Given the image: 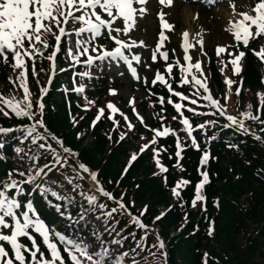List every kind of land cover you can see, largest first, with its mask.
<instances>
[{
    "label": "snow or ice",
    "instance_id": "6c2138e0",
    "mask_svg": "<svg viewBox=\"0 0 264 264\" xmlns=\"http://www.w3.org/2000/svg\"><path fill=\"white\" fill-rule=\"evenodd\" d=\"M146 2L147 0H0V61L5 65L10 64L16 73L15 79L19 81V86L23 90L22 99L0 95V105H3L0 107V113L5 117L11 114L14 117L31 121V123L16 127L0 126V135L4 137L17 131L20 132L19 136H13L16 141L12 148L15 157L13 166L7 171L5 177L0 179V264H137L135 258L129 261V253H136L138 248L143 251V243L153 231L142 219L147 213L148 206L144 205L139 210V215L133 214L131 207L135 202L126 204L123 200L124 193L117 198L108 191L101 183L98 173L79 159V153L66 146L63 138L50 130L45 122L46 106L43 102L48 87L42 86L39 89V96L34 99L28 86V79L29 62L32 63L31 75H35V61L39 57L50 62L53 70L48 76L50 84L56 68L58 53L64 51L65 58L70 61V68L75 69L76 65L84 67L85 70L73 72V76L80 77L81 81L84 77H91L92 72L88 69H91L95 62L106 60L122 61L132 78L139 80L140 77L133 62L140 63L141 56L133 52V49L136 46H144V42L131 39L130 32L135 28L137 18L146 13ZM159 2L166 5L172 4V0H159ZM230 7L232 15L228 19L225 31L231 34L235 43L217 45L215 55L219 64L225 67L230 64L235 75L240 71L239 62L246 55L245 51L239 50V45L242 44L245 49H249L251 41L264 38V0H251L247 9L240 12L236 11L234 3H230ZM159 19L161 27L159 41L151 56L154 62L158 55L165 61L168 60L167 52L160 51V49L162 42L168 39L164 30L173 27L166 21L163 12L159 13ZM69 24L73 26L72 31L76 37L74 40L67 28ZM182 36L181 47L184 50V63L179 65L178 83L195 89L192 96L189 97L182 91L174 90L172 85L177 81L169 79L174 75L172 63H167L166 75L157 72L151 83L156 85L159 82L166 86L168 93L171 94L167 99V104L172 105L179 115V123L183 126L182 131L191 139L192 147L197 150L200 148L193 136V124L184 115L185 108L193 116L211 115L218 118L197 123L195 127L201 130L209 125L216 126L219 118H223L224 121L220 125L222 128L241 133L251 131L246 121L264 125V118H262L264 116V93L256 94L259 103L255 113L252 105L249 104L247 110L236 115L230 114L227 107L228 93H225L223 97L224 104L211 95L201 61L197 59L193 63L192 57L188 54L189 49L195 47L190 41V33L185 30ZM51 37H54L55 44L52 45L51 53L45 57L43 50L49 48ZM65 37H67L66 42L62 39ZM101 38L111 42V46L101 43ZM192 39H195V44L200 45V52L204 53L200 33H196V37ZM251 51L264 62V44L259 47V50L252 48ZM225 56L228 57L227 60L224 59ZM220 70L224 71L223 68ZM59 71L64 72L65 69L60 68ZM233 83V80L225 76V84L229 91ZM70 91L82 94L85 92V84L74 82ZM239 92L240 88L237 87L236 93L239 94ZM109 93L114 95L116 90L110 88ZM173 97L178 98V101H174ZM201 100L203 107L207 109L206 112L198 111L196 107H188L182 103L188 101L196 106ZM128 103L138 123L149 128L143 116L136 109L134 98H130ZM164 103L165 100L161 97L160 104ZM89 106H95L94 101L85 97L83 107L87 110ZM161 111L163 112V108ZM116 113H120L128 131L134 129L128 116L120 112L111 102L97 109L91 126L94 127L103 116L112 121L114 128L117 127L118 122L114 117ZM80 119L82 120L83 117ZM159 119V127L149 128L152 133L151 139L142 136L141 139L147 142L140 145L138 152L130 154L124 168L125 173L137 160L138 155L147 150L152 153L159 173L166 174L168 169L161 162L160 153L167 149L163 145H158L157 141L170 134L175 137V158L177 160L175 167H181L179 161L182 159L185 145L176 130L163 123L165 118L160 116ZM172 119L176 120L177 116H173ZM72 123H77L75 118ZM260 131L264 133V127ZM126 135L127 132H122L117 143L123 141ZM252 135L258 141L262 139L254 132ZM79 136L80 133H77L78 138ZM29 141L34 146V150L29 148L25 151ZM4 147L5 142L0 140V149ZM228 147L234 148L237 145L230 143ZM8 159V156L0 152V161ZM208 160L209 152L204 150L200 156V164L205 165ZM69 169L71 175H65ZM198 171L201 179L194 186L191 198L192 207H195L198 202L203 204L206 200L202 189L208 183V172L200 169ZM53 172L60 174L62 183L66 181L63 187L67 191L63 194L47 183ZM153 175L157 173L154 172ZM77 181H86L87 188ZM163 182L167 183L166 175L163 176ZM189 184H191L190 180L181 177L171 187L172 195L177 200H181V189ZM25 186L32 189L26 193L28 197L39 191L52 210L60 217L64 224L62 229L57 225H50L43 219L32 199H21L25 195ZM49 196L63 203L53 204ZM77 197L79 203H77ZM109 201L112 202L111 207ZM164 215L165 212L161 211L154 217V220L158 221ZM124 218H127V223L124 228L117 231V227ZM130 226L140 230L143 234L137 240L136 232H128V237L132 238L135 247L129 245L128 250L125 251L123 245L127 244L128 238L124 232ZM213 230L212 222H210L208 234L211 235ZM155 240L153 247L159 250L162 258L161 264H167L165 245L159 234L156 235ZM150 255L154 256L155 253H150ZM207 256L208 254L204 253L203 264H208Z\"/></svg>",
    "mask_w": 264,
    "mask_h": 264
},
{
    "label": "trees",
    "instance_id": "16d2710c",
    "mask_svg": "<svg viewBox=\"0 0 264 264\" xmlns=\"http://www.w3.org/2000/svg\"><path fill=\"white\" fill-rule=\"evenodd\" d=\"M244 51L246 55L241 78L242 88L236 97L240 101L245 100V102L249 99L255 113L259 103L256 94L264 93L262 72L250 50L245 49ZM41 65L46 66L45 64ZM209 73L215 90L221 91L223 89L221 77L213 62L209 63ZM15 77L16 73L9 65H0V91L2 93L4 91H8L7 95L14 93L10 91L15 90L19 83ZM43 77L42 72L39 76L40 82ZM30 81L34 86V81L31 79ZM58 84L59 80L56 79L45 99L47 126L63 138L66 146L79 152V159L82 162L97 171L99 179L106 189L116 197H120V194L124 193L123 200L126 204L135 202L131 207L133 214L138 215L144 205L148 206L147 213L142 219L153 231L145 239L143 251L138 248L136 253H129V261L135 258L137 264H161L162 258L159 255V250L153 247L156 235L159 234L165 245L167 264H203L204 253L208 254V264H264V133L260 131L264 125L246 121L251 131L241 133L222 128L220 125L224 121L223 118H219V123L216 126L209 125L201 130L195 127L197 123L218 118L211 115L193 116L185 108L184 115L193 124V136L200 148L197 150L192 145L184 144L182 159L179 161L182 170L179 174L190 180L191 184L181 191L182 199L177 200L175 197L171 204L169 202L170 192L176 182L174 169L177 168L173 164L177 160L175 158V142L172 138L168 137L163 140L162 145L167 151L160 153L161 162L169 172L166 184H162L155 178L154 172H151L153 165L145 154H141V157L137 158L125 173L124 168L131 154V151L128 150L133 147L131 139L117 143L119 139L114 135L115 131L112 130L111 122L103 116L94 127L91 126V121L98 108L90 106L85 110L77 103H82L81 98L70 97L65 100V94L57 90L60 87ZM87 87L89 100L94 101V105L101 106L102 99L107 94V78L102 76V78L95 79L94 77L89 81ZM177 90L180 88L178 87ZM145 94H148V101L143 103L145 109L150 102L152 109L156 112L161 108L171 112L167 102L163 105L158 102V95L164 99L169 98L170 95L166 89L157 86L149 87ZM245 110H247V106L243 107L239 104L235 114ZM199 111L206 112L207 110L202 108ZM12 116L10 114L5 117L0 113V126L18 123L22 125L30 122L24 118ZM80 117L83 119L81 120ZM73 118L76 119V124L72 123ZM147 123L151 124V121L147 120ZM252 132L261 136L262 139L256 140ZM77 133H80L79 138ZM142 133H145V130L142 126H138L131 137L133 140L138 139ZM109 135H111V139H109ZM13 136H19V131L6 136L10 139L7 140L4 151L7 155L14 157L12 148L16 141ZM2 137L4 136L0 135V138ZM230 143L237 147H228ZM53 146L55 147V145ZM29 148L34 150L30 141L25 151H28ZM204 150L209 152V160L205 164L209 180L203 192L206 200L203 210L201 208L200 211H194L191 207V198L195 183L200 180L198 169L202 168L200 156ZM41 162L43 163V161ZM8 167L6 162L0 161V174L6 173ZM65 175L70 176L71 170L69 169ZM77 182L82 183L85 188L88 186L86 181ZM47 183L52 185L51 187L55 190L61 191L62 194L67 191L63 187L66 181L62 183V178L57 172L50 174ZM27 199L29 198L25 196L24 200ZM49 199L53 204L63 203L50 196ZM32 200L47 222L55 220L59 222L61 229L64 227L58 214L37 192L32 195ZM77 203H79L78 197ZM108 203L111 207L112 202ZM161 211H164L165 215L158 221L154 220V217ZM210 222L214 229L211 235L208 234ZM125 223H127V218L121 220L116 230L124 228ZM156 225L159 226L158 229L155 228ZM181 225L183 226L181 227ZM130 231L137 233V240L143 234L132 226L127 228L124 232L128 238L127 244L123 245L125 251L128 250L129 245L135 247L132 238L128 237ZM150 253H155V255H150ZM149 258H154L155 261L152 263Z\"/></svg>",
    "mask_w": 264,
    "mask_h": 264
},
{
    "label": "rangeland",
    "instance_id": "374dc122",
    "mask_svg": "<svg viewBox=\"0 0 264 264\" xmlns=\"http://www.w3.org/2000/svg\"><path fill=\"white\" fill-rule=\"evenodd\" d=\"M230 3H234L236 7V11H244L247 9V7L250 5L251 0H238V1H232L229 2L227 5H220L214 8H205L202 7L199 4H196L194 2H190L189 0H185L184 3L180 2L177 3L174 8L171 10H168L169 12V18L171 19L170 21H173V27L172 29H165L164 31L166 32V35L168 37L167 44L165 46V49L162 51L167 52L168 54V60L163 63V60L161 57H159L157 60L154 62L151 59L152 53L148 55L147 52V47L150 46L151 42L153 39L156 38L155 33H158V28L157 26L158 21L154 19V11L156 9L153 8L151 10V13L146 17H140L139 20H137L136 26L133 30L130 32V38L134 39L136 41H143L144 46H140L142 48L141 53L139 54L141 56V61L140 63L133 62L134 66L137 69L138 75L140 77L139 80L133 79L131 76V73L127 72L126 67L119 68L118 63H120L117 60L113 61H103V62H95V64H99L100 68H103V73L106 74L105 70H107V81L113 89L116 90V94H107L105 97H103L104 102L103 106L107 104L108 102L113 103L119 110L120 112L124 113L125 115L128 116L130 122L134 125V129L138 124V121L135 117H131L130 111H132L131 106L129 105V99L134 98L135 100V107L138 110L139 114L143 116L148 117V116H153L152 114V105L149 102V105L146 109L143 108V106H140V103L146 100V96L144 95V89L143 86H145L142 82L147 83L148 86H151L152 83L151 81L154 79L155 74L157 72L161 73L162 75H166V65L167 63H172L174 66V72H176L177 75L180 76V68L179 65L183 64V55H184V50L181 47L183 43V36L182 33L187 30V25H186V19H185V10L189 11H198L197 14H192L189 16V19L192 22L193 25V36H190V41L195 45L194 48H190L188 54L192 57V62L194 63L195 60H200L201 61V66L203 73L205 77L208 80L209 74H208V65H209V56H213L215 64L219 70L220 75L223 78V81L225 82V76H227L229 79L233 80L234 83L231 86V91H229L228 86L224 83L223 89L221 91H217L213 89L214 87H211L210 84H208V87L210 89L211 95L218 99L221 104H224L225 101L223 99L225 93H228L229 95V100L227 102V107L230 112V114L234 113L236 111V105H242L243 107L248 106L250 103H252L249 99L244 101H240L237 99V97H234V86L238 83L240 79V74L243 71L244 68V57L242 60L239 62L240 64V71L236 73L235 75L233 74L232 66L229 64L227 67H225L223 64H219L217 61V57L215 55V48L217 45H224V44H233L235 43L233 41V37L231 36L230 33L225 31V28L227 26L228 19L230 18L229 15L232 14V9L230 7ZM158 27V28H157ZM68 30H72L73 26L71 24L67 25ZM72 33L73 40L76 39L75 33L73 31H70ZM196 33H200V37L203 39V48H204V53L200 52V45L195 44V39H192V37H196ZM199 38V37H197ZM64 42V38H62ZM255 41V40H254ZM54 44L55 40L54 37L49 38V43ZM101 43H104L108 46H111L107 43V39L101 38ZM264 44V38L258 39V42L255 46V49L259 50V47ZM138 47V46H137ZM48 49V48H47ZM46 50V49H44ZM43 50V51H44ZM233 51H235L233 49ZM153 52V51H152ZM60 53H63L62 56H60L62 61H67L65 58V53L64 51H61ZM206 53V54H205ZM58 58V57H57ZM225 60L228 59V57H224ZM145 62V63H144ZM179 62V63H178ZM66 63L65 65H67ZM79 66V65H78ZM117 68V69H115ZM223 68L224 71L222 72L220 69ZM78 69V67H77ZM193 73H195V69L192 70ZM130 74V75H129ZM93 75V73H92ZM167 78V76H166ZM170 79V78H169ZM159 83V82H158ZM148 95V94H147ZM19 96L22 99L23 96V90H19ZM137 106L140 108L138 109ZM157 118V121L155 122L156 127L160 126V116H163L165 119L163 123H165L167 126L172 127L173 129L176 130L177 133L183 134L185 132L182 131V125L179 123V116L176 113L177 116L176 120L172 119V115L169 114H164V113H155L154 115ZM114 117L116 120H122L123 118L120 116V113L114 114ZM124 123V132H129L127 130L126 124ZM133 129V130H134ZM132 131V130H131ZM146 137L147 139H151L152 133L149 131L148 133H142L139 135L137 141L135 142V146L139 150L140 145L143 143L147 142V140H142L141 137ZM182 138H185L184 136H181ZM160 139V138H159ZM158 142V141H157ZM136 150V152H138ZM135 152V151H133ZM150 158V162L153 165V168L151 172H156L157 175H155V178L160 181L162 184H165L163 182V176L165 174L159 173V170L156 168L152 153L150 151H145L144 153ZM141 154L138 155V158H140ZM180 167H177L174 169V174L175 180L177 181L180 179L182 176H180ZM186 187V186H185ZM184 189V188H183ZM181 189V191L183 190ZM175 197L172 195L170 192V200L169 202L173 204V200ZM181 206V205H180ZM202 203L198 202L195 207H192L194 211H200L201 210ZM156 229L159 228L158 225L155 226ZM26 242V241H22ZM39 242V241H38ZM149 260L153 263L155 260L154 258H149ZM143 262V261H142Z\"/></svg>",
    "mask_w": 264,
    "mask_h": 264
},
{
    "label": "bare ground",
    "instance_id": "6f19581e",
    "mask_svg": "<svg viewBox=\"0 0 264 264\" xmlns=\"http://www.w3.org/2000/svg\"><path fill=\"white\" fill-rule=\"evenodd\" d=\"M185 19H186V25H187V31L190 33V36H193V25L191 20L189 19V16L192 15L191 11L185 10Z\"/></svg>",
    "mask_w": 264,
    "mask_h": 264
}]
</instances>
